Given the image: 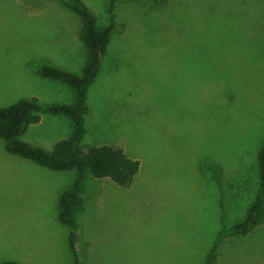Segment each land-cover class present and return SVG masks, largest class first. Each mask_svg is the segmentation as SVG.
<instances>
[{"label":"rangeland","instance_id":"1","mask_svg":"<svg viewBox=\"0 0 264 264\" xmlns=\"http://www.w3.org/2000/svg\"><path fill=\"white\" fill-rule=\"evenodd\" d=\"M110 23L111 0H82ZM68 0H0V109L38 98L74 104L49 63L82 76L90 51ZM84 142L141 163L130 186L89 182L81 217L86 264H204L223 224L249 216L261 191L264 0H147L120 4L117 29L90 87ZM74 133L45 112L20 139L53 152ZM207 161L218 165L223 201ZM75 169L54 171L6 151L0 139V264H76L60 198ZM215 264H264V225L228 236Z\"/></svg>","mask_w":264,"mask_h":264},{"label":"trees","instance_id":"2","mask_svg":"<svg viewBox=\"0 0 264 264\" xmlns=\"http://www.w3.org/2000/svg\"><path fill=\"white\" fill-rule=\"evenodd\" d=\"M83 21L82 38L89 47L90 56L82 76L64 71L49 63L36 65L42 77L61 81L76 90L74 104L44 105L38 98L22 100L12 106L0 109V139L4 140L6 151L12 155L30 160L54 171L75 169L77 179L73 191H66L60 198L62 224L70 226L69 241L77 256L76 264H86V242L83 235L81 217L87 210L88 185L93 178H110L121 186H130L138 173L141 163L129 157L125 151L110 145H92L84 142L89 130L86 118L91 114L89 90L98 78L107 48L117 29V9L123 3L146 5L147 0H111L108 7L110 23L101 28L97 15L82 0H68ZM51 112L68 116L74 124V133L69 139L59 141L53 152L23 142L20 137L26 127L40 123L42 114ZM261 191L252 204L248 218L242 224L228 229L223 224L213 245L209 249L204 264H215L220 247L228 236H243L264 225V147L260 156ZM205 166L212 171V180L220 188L223 201L221 172L217 164L207 161ZM2 264H19L6 261Z\"/></svg>","mask_w":264,"mask_h":264},{"label":"crops","instance_id":"3","mask_svg":"<svg viewBox=\"0 0 264 264\" xmlns=\"http://www.w3.org/2000/svg\"><path fill=\"white\" fill-rule=\"evenodd\" d=\"M105 145V144H104Z\"/></svg>","mask_w":264,"mask_h":264}]
</instances>
